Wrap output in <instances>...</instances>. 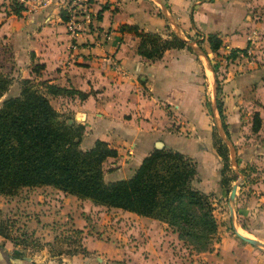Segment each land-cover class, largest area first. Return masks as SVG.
<instances>
[{
  "label": "crops",
  "instance_id": "1",
  "mask_svg": "<svg viewBox=\"0 0 264 264\" xmlns=\"http://www.w3.org/2000/svg\"><path fill=\"white\" fill-rule=\"evenodd\" d=\"M27 3L21 15L9 11L2 16L0 9V41L8 43L11 64L23 66V77L62 88L47 96L59 113L83 126L81 148L96 139L116 148L115 155L103 160L104 181L127 177L157 141L198 161L211 156L205 164L208 175L217 178L218 155L206 144L211 136L209 117L214 119L211 124L220 126L208 92L217 78L220 87L217 94L214 85V100L221 101L233 144L243 129L251 128L255 111L263 118L264 0H23ZM123 24L162 36L172 31L191 49L170 47L157 57H144L136 49L138 36ZM208 32L221 40L216 50L208 46ZM244 47L249 54H237L225 63L222 56L229 49ZM214 62L223 64L220 77L212 68ZM247 157L252 155L243 154ZM210 183L212 179L201 189ZM43 186L54 193L31 203L41 209L40 224L53 228L52 219H66L77 229L72 237H80V247L67 243L61 248L57 232L40 236L43 242L30 253L17 248L14 253L17 244L5 241L0 244V264L178 263L175 252L181 241L165 221ZM233 205L236 218H244L246 226L239 230L264 243V190L236 187ZM195 255L202 264H264V246L226 231L209 250Z\"/></svg>",
  "mask_w": 264,
  "mask_h": 264
},
{
  "label": "trees",
  "instance_id": "2",
  "mask_svg": "<svg viewBox=\"0 0 264 264\" xmlns=\"http://www.w3.org/2000/svg\"><path fill=\"white\" fill-rule=\"evenodd\" d=\"M25 8L22 2L10 1V11L15 15ZM123 27L138 36L137 52L147 58L157 57L170 47L191 49L184 38L172 31L162 36L136 25ZM206 40L211 50H216L221 42L212 32L206 34ZM237 50L242 48H231L227 56ZM212 68L216 71L213 64ZM43 83L44 88L40 89L29 78H22L18 93L6 95L0 102V193L10 194L20 186L51 185L94 203L165 221L185 246L190 245L197 252L211 248L216 221L207 195L191 185L195 173L191 157L172 148H153L127 177L104 181L103 160L115 155L116 148L101 139L81 148L83 126L68 122V117H63L47 96L62 88ZM8 84L9 78L0 71V95ZM218 91L216 79L215 92ZM215 106L220 126L228 136L217 97ZM252 119L251 129L255 130L256 111ZM220 154L227 157L225 147ZM2 229L0 225V234L7 236Z\"/></svg>",
  "mask_w": 264,
  "mask_h": 264
},
{
  "label": "rangeland",
  "instance_id": "3",
  "mask_svg": "<svg viewBox=\"0 0 264 264\" xmlns=\"http://www.w3.org/2000/svg\"><path fill=\"white\" fill-rule=\"evenodd\" d=\"M10 1L11 0L1 1L0 9L2 14L4 12L6 14L10 11ZM17 1L21 2L20 0ZM27 6L28 3L26 4V8H28ZM262 8H264V5ZM2 16H4V14ZM7 46V41H0V71L6 74V76L9 78V84L6 87V90L0 95V102L4 96L18 93L22 78H29L31 83H33L40 89L43 85V82L37 80L34 76L23 77L25 74L23 73V66H21V64L13 65L11 64L12 61H9L10 54L7 55ZM199 48L201 49L200 46ZM196 50L200 55H202V58L205 57L204 52H200L198 48ZM228 52L225 54V56H222L223 60H225V63H227L231 58H235L238 56L236 53H234L233 56H227ZM215 58L216 57L214 56V59ZM204 61L206 63V59ZM213 65L215 67L217 76L220 77L221 75H223V64L221 62H214ZM206 69L208 77L212 82L210 70L208 68ZM219 80L220 79L217 78L218 85ZM39 84H41V86ZM214 85V82L211 86L209 84L208 92L209 95H212V101L215 106ZM217 94H219V91ZM209 102L210 100L205 95L203 103L206 109H208ZM61 115L63 117L67 116L62 113ZM209 122L211 126L210 144L209 141H207L206 144L210 148V152L218 155L216 157L217 159L215 166V171L218 173V177L216 178L215 176L208 175L209 165L205 164V160H207V164H210L209 159L211 156H203V158H200V161L195 160L191 157L195 162V173L191 179V185L207 195L208 201L210 203L211 214L216 221V233L214 238V241H216L218 240L220 233H222L223 231L234 233L230 226L228 208L226 206V198L231 185L236 184V187L239 190H241L242 187L243 189L246 188L249 191L264 190V115L263 118L258 115V126L255 130H252L251 128L246 130L243 129L241 131V139L238 140V142L235 144H233V142L229 140L228 136H226L224 132L219 131L218 123H216V125L211 124V122H214L213 118L209 117ZM222 146L226 148V158H224L220 154V150L223 148ZM243 154H245V156L252 155V157L250 159H248L249 157H247L246 160L243 159ZM211 179L212 183H210L209 188L202 190L201 188H205V182ZM43 185L44 184L20 186L10 194L0 193V225L3 227L2 230L7 233V236H3L0 234V244H4L5 241H9L13 244H17L12 248L13 250L15 248H17L15 250L25 249V251L21 252L30 253L39 245H41V242H43L41 241L40 236H42L43 238L49 236L50 234L52 235L53 232H57L59 233V235H55L57 239L56 243L61 246V248L63 247L65 249L64 246H67V243L72 245L77 244L78 247H80V237L78 239L73 238L77 236V229L71 228L69 225H67L66 219L64 223L60 219V217V221L59 219H52L54 220L56 225L53 228L48 225L43 226L40 224L42 220L37 218V214L39 215L38 212L41 211V209H35L34 205L30 207L31 203H36L39 196L44 199L48 194L52 195L54 193L52 189L46 190V188L49 187H45ZM34 186L37 188H35ZM50 222L51 221H49V224ZM236 223L238 230L246 229L244 218H241L240 215L239 220L238 218H236ZM45 228L48 230V233L46 235H42V230ZM242 231L245 232V230ZM245 233L246 235L255 238L253 234H248L247 232ZM11 246L13 245L11 244ZM15 250L13 251L14 253L17 252ZM175 253L178 259L177 264L203 263L201 262V257H199V255H195L197 251L193 250L190 245L185 246L182 241L181 245L178 246V249Z\"/></svg>",
  "mask_w": 264,
  "mask_h": 264
},
{
  "label": "water",
  "instance_id": "4",
  "mask_svg": "<svg viewBox=\"0 0 264 264\" xmlns=\"http://www.w3.org/2000/svg\"><path fill=\"white\" fill-rule=\"evenodd\" d=\"M196 50V49H195ZM67 121L70 122V119H67ZM219 131L223 130L221 129V127L219 126ZM228 141V139H227ZM162 143L161 141H157L155 147L156 148H161ZM235 191H236V184H232L229 191H228V195L226 198V206L228 208V215H229V220H230V226L232 231L234 232V234H236L239 238H241L244 241L249 242L250 244L256 245V246H264V243L252 238L250 236H247L245 234H243L241 231L238 230L237 228V223H236V213H235V209H234V205H233V198L235 195Z\"/></svg>",
  "mask_w": 264,
  "mask_h": 264
},
{
  "label": "built area",
  "instance_id": "5",
  "mask_svg": "<svg viewBox=\"0 0 264 264\" xmlns=\"http://www.w3.org/2000/svg\"><path fill=\"white\" fill-rule=\"evenodd\" d=\"M20 1L23 2V0H20ZM235 53L236 54H243V55L249 54V48L244 47L242 50H237Z\"/></svg>",
  "mask_w": 264,
  "mask_h": 264
}]
</instances>
